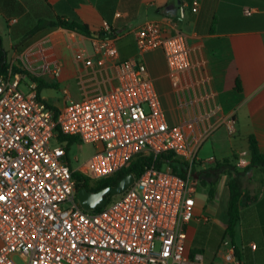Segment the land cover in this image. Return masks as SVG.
I'll return each instance as SVG.
<instances>
[{
    "label": "built area",
    "instance_id": "2783aa9c",
    "mask_svg": "<svg viewBox=\"0 0 264 264\" xmlns=\"http://www.w3.org/2000/svg\"><path fill=\"white\" fill-rule=\"evenodd\" d=\"M200 5L192 0L191 11L197 13ZM105 30L110 31L108 24ZM118 39H96L118 62L116 86L82 101L67 100L58 110L39 94L27 69L11 66L0 77V264H243L229 243L216 261L189 249L191 223L211 221L196 213L200 182L193 169L200 142L192 146L181 126L168 124L147 65L119 60ZM136 40L142 53H164L175 83L192 66L187 37L179 30L168 35L163 23L150 22L136 32ZM235 123L234 117L226 122L231 134ZM58 133L95 146L88 164L72 167ZM162 154L188 163L186 177L151 167L100 211L80 206L76 172L96 183L138 156Z\"/></svg>",
    "mask_w": 264,
    "mask_h": 264
},
{
    "label": "crops",
    "instance_id": "0c3cea01",
    "mask_svg": "<svg viewBox=\"0 0 264 264\" xmlns=\"http://www.w3.org/2000/svg\"><path fill=\"white\" fill-rule=\"evenodd\" d=\"M191 2L84 0L74 6L69 0H0V33L12 64H20L45 86L61 83L65 102L82 101L116 86L118 62L96 45L97 35L87 37L53 24L74 16L98 33L110 17L119 33V60L141 59L147 65L168 124L181 126L192 146L200 142L194 177L199 180V172L225 160L243 172L251 162L250 136L264 152V0H201L197 13ZM245 9L255 13L247 16ZM181 14L183 21L175 28L172 24ZM150 22L163 23L168 35L179 30L187 37L192 66L177 83L161 50L138 49L136 32ZM47 102L57 109L63 106ZM231 117L236 121L233 134L226 126ZM241 161L246 167L239 166ZM239 179L243 195L234 239L226 236L231 176L225 173L214 199L199 184L196 213L207 215L211 225L194 220L188 247L216 261L229 243L243 264H264V169L253 168ZM249 196L257 198L248 201ZM212 235L219 241L209 248Z\"/></svg>",
    "mask_w": 264,
    "mask_h": 264
},
{
    "label": "trees",
    "instance_id": "16d2710c",
    "mask_svg": "<svg viewBox=\"0 0 264 264\" xmlns=\"http://www.w3.org/2000/svg\"><path fill=\"white\" fill-rule=\"evenodd\" d=\"M69 1L74 4V6H79V4L82 3L84 0ZM107 18V23L110 27L109 32L103 29L98 33H93L88 24L83 23L78 17L74 16L69 20L60 18L53 24V26L62 27L64 29L77 32L87 37H94L97 35V39H106L118 36L119 33L111 25L110 17ZM11 66L15 71L26 72L20 64L15 65L11 63L9 59V53L4 46L3 36L0 33V77L6 74ZM30 77L31 79H34L39 83L38 91L40 94L42 89L45 88V84L41 80L35 79L31 75ZM237 89H241L239 82H237ZM50 107L55 110H58L52 105H50ZM58 142L64 144L67 151H69L71 146L76 143H79L80 140L76 136H67L58 133ZM249 149L251 153V162L247 169H245L243 172L238 171L237 167L233 165L232 161L230 160H225L221 163L216 164L211 169L199 172L200 185L201 187L206 188L208 190V195L211 199H214L216 197L215 186L219 182L221 176L225 173H228L229 176H231V180L229 182L230 199L227 211L228 227L226 230V236L231 238L232 240L235 237L236 227L241 218L240 202L243 195V186L241 185L239 178H241L243 174L253 168L258 167L264 169V152L260 151L258 141L255 136L249 137ZM151 167H155L159 170H163L164 168H170L175 174L184 178L187 174L188 163L180 159L174 158L172 154H162L157 158L148 156H138L129 167L120 171L114 177L96 183H92L88 178L76 172L75 178L78 182V191H80L81 189H87L90 192L97 193L106 188L116 187L127 175L133 174L135 176V179H139ZM256 198L257 196H249L248 201H252ZM96 210L100 211L101 208H97ZM237 255L239 257L238 251Z\"/></svg>",
    "mask_w": 264,
    "mask_h": 264
},
{
    "label": "rangeland",
    "instance_id": "374dc122",
    "mask_svg": "<svg viewBox=\"0 0 264 264\" xmlns=\"http://www.w3.org/2000/svg\"><path fill=\"white\" fill-rule=\"evenodd\" d=\"M12 55V53L10 52V56ZM50 84L46 85L45 88L42 89V96L44 98H46L47 100L53 102L54 104H56L57 106H62L64 105V86L61 83H57L55 86H53V83H56V81H49ZM58 142L57 141H53L52 142V146H57ZM96 152V148L93 144H85V143H76L74 145L71 146L70 150H69V157L70 160L72 162V167L73 168H78L84 164H88V162L90 161L91 157L95 154ZM165 169V168H164ZM118 197H114V199H117ZM211 225V221L209 224H207L205 227H210ZM213 237L209 239V244L210 247L209 248H214L216 246V244L218 243L219 239H218V235H212ZM18 262H20V260L18 258H16Z\"/></svg>",
    "mask_w": 264,
    "mask_h": 264
},
{
    "label": "water",
    "instance_id": "95a60500",
    "mask_svg": "<svg viewBox=\"0 0 264 264\" xmlns=\"http://www.w3.org/2000/svg\"><path fill=\"white\" fill-rule=\"evenodd\" d=\"M134 182L135 176L129 174L116 187L106 188L97 193L90 192L87 189H81L77 194L78 202L87 211L103 208L113 197L124 193Z\"/></svg>",
    "mask_w": 264,
    "mask_h": 264
}]
</instances>
